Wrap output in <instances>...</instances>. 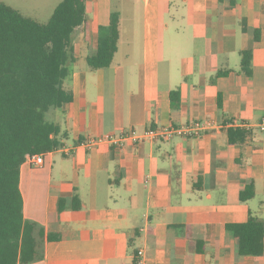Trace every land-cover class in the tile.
<instances>
[{
    "label": "crops",
    "instance_id": "crops-1",
    "mask_svg": "<svg viewBox=\"0 0 264 264\" xmlns=\"http://www.w3.org/2000/svg\"><path fill=\"white\" fill-rule=\"evenodd\" d=\"M112 13L117 51L109 67L91 69ZM85 20L63 84L72 101L48 113L62 146L42 167L20 168L24 219L59 237L31 264H134L138 250L145 264H264V252L238 255L226 230L249 215L264 222V0H85ZM248 46L250 76L239 68ZM204 119L222 127L122 149L87 145ZM229 129L245 136L230 143ZM249 183L254 196L240 202Z\"/></svg>",
    "mask_w": 264,
    "mask_h": 264
},
{
    "label": "trees",
    "instance_id": "trees-1",
    "mask_svg": "<svg viewBox=\"0 0 264 264\" xmlns=\"http://www.w3.org/2000/svg\"><path fill=\"white\" fill-rule=\"evenodd\" d=\"M81 26H86L85 0H61L45 23L0 3V264L37 262L42 257V242L59 240L24 219L20 168L27 156L62 146L57 138L59 130L49 121L48 113L72 101L63 84L72 61V35ZM118 39L119 16L112 13L106 31L100 34L96 53L87 59L88 66L109 67ZM240 57V72L250 76L251 46ZM224 74L218 71L214 78ZM177 94L171 92L172 102ZM233 135L243 137L245 132L229 129L230 143H236ZM253 196L254 186L249 183L239 200L245 202ZM226 230L237 242L238 255L263 254V220L249 215L246 222L227 225Z\"/></svg>",
    "mask_w": 264,
    "mask_h": 264
},
{
    "label": "built area",
    "instance_id": "built-area-1",
    "mask_svg": "<svg viewBox=\"0 0 264 264\" xmlns=\"http://www.w3.org/2000/svg\"><path fill=\"white\" fill-rule=\"evenodd\" d=\"M233 125V124H232ZM213 120H196L192 123L173 125L169 124L167 126H157L146 128L142 131H137L135 129L123 130L120 134L116 136H107L104 139H89L87 142L88 146H93L101 142L110 143L119 149H122L125 145L130 144L131 146H136L146 141H166L170 140L175 136H180L183 138H199L206 132L214 131L217 128H221ZM244 129H250L248 125L241 124ZM259 132L264 133V117L261 119L257 125ZM55 148L49 152L33 154L27 156L23 164L27 165L29 168H40L44 165L45 157L57 151ZM65 150H62V153ZM134 264H145V256L143 250H138L135 258Z\"/></svg>",
    "mask_w": 264,
    "mask_h": 264
},
{
    "label": "rangeland",
    "instance_id": "rangeland-1",
    "mask_svg": "<svg viewBox=\"0 0 264 264\" xmlns=\"http://www.w3.org/2000/svg\"><path fill=\"white\" fill-rule=\"evenodd\" d=\"M42 1L43 0H0V3H4L16 10L19 9L21 12L23 11L25 13V16L28 18L36 20L40 23H45L50 18L52 10L50 11L49 8H43V10H38L37 7H39V5L42 6L44 4H42ZM54 1L56 3L57 0H47V5L50 7V5L54 3Z\"/></svg>",
    "mask_w": 264,
    "mask_h": 264
}]
</instances>
